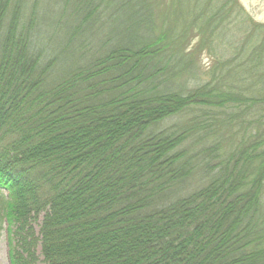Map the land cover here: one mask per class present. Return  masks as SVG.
Wrapping results in <instances>:
<instances>
[{
    "label": "trees",
    "instance_id": "trees-1",
    "mask_svg": "<svg viewBox=\"0 0 264 264\" xmlns=\"http://www.w3.org/2000/svg\"><path fill=\"white\" fill-rule=\"evenodd\" d=\"M222 3L0 0L9 264H264V25Z\"/></svg>",
    "mask_w": 264,
    "mask_h": 264
},
{
    "label": "rangeland",
    "instance_id": "rangeland-1",
    "mask_svg": "<svg viewBox=\"0 0 264 264\" xmlns=\"http://www.w3.org/2000/svg\"><path fill=\"white\" fill-rule=\"evenodd\" d=\"M218 1V0H216ZM224 3L227 0H223ZM222 3V4H224ZM219 6V3H218ZM237 10L243 13V16L246 17L252 23L258 25H264V0H239V6H237ZM240 21L234 13L233 15V23H232V32L234 34H238L239 45L240 42L244 39L243 28ZM216 59L210 57L206 53L202 54V58L199 59V65L202 69L210 68L211 65L214 66ZM10 200L8 197V193L6 191L0 190V264H9V245L7 242V222L4 218L8 211H12L14 206L9 204ZM37 232L40 230V225L36 227ZM40 254V249L38 250ZM38 264H45L42 257H40Z\"/></svg>",
    "mask_w": 264,
    "mask_h": 264
}]
</instances>
